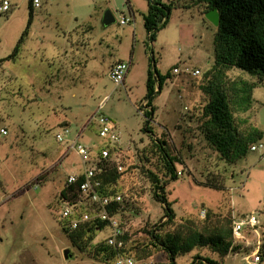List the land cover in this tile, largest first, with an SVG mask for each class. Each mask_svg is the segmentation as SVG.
<instances>
[{
    "label": "rangeland",
    "instance_id": "374dc122",
    "mask_svg": "<svg viewBox=\"0 0 264 264\" xmlns=\"http://www.w3.org/2000/svg\"><path fill=\"white\" fill-rule=\"evenodd\" d=\"M8 1L11 8L0 13V59L14 51L29 17V0ZM40 1L17 56L0 63V129L7 131L0 133V264H113L73 247L60 224L64 179L91 166L92 154L106 144L120 147L112 155L115 161L131 165L123 179L125 211L117 217L128 244L136 249L134 264H168L164 251L149 246L151 226L165 218L139 156L149 137L141 129L143 117L137 105L146 94L147 71L154 66L160 73H172L152 101V130L157 135L166 131L171 152L180 157L178 178L166 186L176 221L190 217L202 226L209 219L212 224L253 212L264 232V74L259 78L260 73L229 72L256 83L252 107L241 116H248L262 131L255 144L262 143L263 148L227 164L198 128V109L205 100L199 85L213 62L216 30L197 6L182 8V0H163L176 6L166 25L149 40L141 18L146 0H129L134 12L136 8L141 13L126 25L119 24L124 15L131 19L126 0ZM105 10L115 17L108 26L101 24ZM63 31L70 33V39ZM78 40L84 42L79 48L87 61L83 65L68 62L70 51L76 56ZM61 47L69 51L65 57L59 53ZM115 58L131 65L126 82L119 85L108 75L109 62ZM175 66L178 73L173 72ZM195 69L199 75L191 74ZM97 112L116 124L117 141L99 136L93 117ZM65 125L69 132L63 137L79 136L76 142L89 148L88 156L56 139ZM151 158L145 166L156 171L160 163L156 156ZM107 233L106 229L97 232L93 241L105 239ZM243 235L235 241L236 250L224 257L201 248L177 256L176 262H197L193 258L197 254L223 264H248L244 256L262 238H255L252 230ZM66 248L72 253L67 259ZM242 248L244 252L235 254ZM257 264H264V259Z\"/></svg>",
    "mask_w": 264,
    "mask_h": 264
},
{
    "label": "trees",
    "instance_id": "16d2710c",
    "mask_svg": "<svg viewBox=\"0 0 264 264\" xmlns=\"http://www.w3.org/2000/svg\"><path fill=\"white\" fill-rule=\"evenodd\" d=\"M146 1L148 9L142 13L143 26L148 33V39L152 40L155 38L156 32L166 25L171 10L176 5L163 0ZM179 3L182 8L197 6L200 13L204 15V21H209L205 17V13L209 10L215 9L218 13L219 22L215 26L216 31L213 38V62L203 73L202 82L199 85L205 100L198 109L200 112L198 128L208 144L224 162L235 164L247 155L251 150V145L261 139L263 134L251 124L248 116H241L249 112L252 107V92L256 83L238 73L231 76L229 72L235 69L239 72H247L249 75L260 73L259 78L262 73L264 74V0H182ZM127 6L128 10L133 12L131 5L127 3ZM28 7L29 17L25 31L14 51L6 58L0 59V63L17 56L21 41L27 35V30L32 22L31 0H29ZM175 68L177 69L175 66L173 72ZM147 72L146 94L143 102L137 105V110L143 117L141 129L148 134L149 140L139 150V156L140 161L142 160L141 169L147 176L155 199L160 202L163 218H165L164 221L151 226L148 232L149 246L164 251L168 264H178L177 256L201 248H208L217 257H224L228 252H234L237 248L233 244V218L225 219L222 222L216 221L212 224L208 222L209 219L204 221L205 224L202 226H199L190 217L180 218L176 221L175 212L167 198L166 186L169 181L178 178L176 164L181 163L180 157L171 152L166 131L157 135L152 130L155 114V106L152 101L161 92L166 81L171 79L172 73L170 71L160 73L155 66L153 71L148 69ZM199 74L200 71L197 75ZM93 117L96 118V116ZM107 118L112 130L118 134L116 124L110 117L107 116ZM77 137L75 138L77 139ZM103 149L108 150V156L105 158L101 157ZM119 149L120 147L111 148L106 144L91 156L97 165L93 179L99 181L95 190L101 195H121L122 197L121 201H114L110 204L109 213L111 215H118L125 211L122 196L123 179L131 172V165L124 166L112 158L113 154L119 153ZM151 155L156 156L160 163V167L156 171L145 166L146 163H151ZM119 165H121V170L118 169ZM78 175V179L74 183L67 182L68 176L64 179L60 191L61 201L64 200L73 205L78 203L81 196L79 185L84 180L83 171H80ZM40 178L38 177V179ZM82 207L85 208L84 205ZM208 217H210L209 211ZM60 224L71 245L79 251H87L95 258L113 264L114 259L119 255L130 256L135 260L136 249L128 244L124 232L121 235V239L124 241L122 247L109 245L105 239L93 241L97 232L107 228V221L89 220L74 229H68L61 220ZM149 253L150 251L147 256ZM258 253L260 261H262L264 259V237L261 239ZM193 258L198 260L190 264H223L217 259L201 257L197 254Z\"/></svg>",
    "mask_w": 264,
    "mask_h": 264
},
{
    "label": "built area",
    "instance_id": "2783aa9c",
    "mask_svg": "<svg viewBox=\"0 0 264 264\" xmlns=\"http://www.w3.org/2000/svg\"><path fill=\"white\" fill-rule=\"evenodd\" d=\"M31 4L33 7H39L41 4L40 0H31ZM11 8V5L8 0L0 1V13L7 12ZM131 19L127 17H121L119 23L124 25L128 23ZM128 64L123 61H119L115 63L109 70V78L115 84L119 85L123 82L124 76L127 72ZM174 72H178V68L174 69ZM199 73L198 70H194L192 72L193 75H197ZM101 106L99 107V109ZM99 112V111H98ZM96 113V121L99 125L98 134L101 137H110L113 141L118 140V134L112 130L109 120L106 115L101 113ZM68 133L69 129L64 127L62 132L56 134V139L60 142L66 141L68 143V148L75 150L79 155L88 156L89 149L81 143L76 142V138H72L66 140L62 133ZM0 133L5 135L7 131L5 128L0 129ZM263 148L262 143L252 144L250 149L251 151L258 150ZM108 156V150H101V157L105 158ZM93 161V160H92ZM97 169V165L93 161V164L85 169H83L84 180L80 183L79 189L81 196L76 204H69L68 202L62 200L61 202L64 204L63 210L61 212V220L66 224L68 229L77 228L81 223H84L89 220H99V221H107L108 231L106 235V242L109 245L122 247L124 241L121 239V235L123 233L120 227V221L117 215H111L109 213V206L114 201H121V195H101L98 191L95 190V187L99 185V181L94 180L93 177L95 175ZM118 169L121 170V165L118 166ZM78 173H73L68 175L67 182L74 183L78 179ZM85 206L82 207V206ZM81 209V212H80ZM204 213V211H202ZM260 227V222L255 213L244 214L237 219L234 218L232 224V234L234 238L233 244H236V240L243 239L245 236L243 235L246 231H254L258 232V228ZM261 245V239L257 240V246L253 249L251 254L245 255L244 260L247 261L248 264H257L260 262L259 249ZM240 250V249H239ZM240 251L235 252L238 254ZM135 260L130 256L119 255L114 259V264H134Z\"/></svg>",
    "mask_w": 264,
    "mask_h": 264
},
{
    "label": "crops",
    "instance_id": "0c3cea01",
    "mask_svg": "<svg viewBox=\"0 0 264 264\" xmlns=\"http://www.w3.org/2000/svg\"><path fill=\"white\" fill-rule=\"evenodd\" d=\"M126 2V5H127V3L129 4V5H131V7L133 6V4L129 1V0H126L125 1ZM33 7V6H32ZM41 7V4H40V6L39 7H37V8H40ZM34 8H36V7H33V9ZM127 9H128V6H127ZM147 9H148V3H146V6H145V9H141L142 10V12L143 13H145L146 11H147ZM135 10L138 12H134V10H133V12H130V10H128L129 11V14H130V16H131V21L133 20V19H136L135 17H136V14L139 16V14L141 13L139 10H137L136 8H135ZM125 16V15H124ZM141 18H142V16H141ZM131 21H129L128 23H130ZM142 21H143V18H142ZM128 23H126V24H128ZM120 24V23H119ZM126 24H124V25H126ZM121 25V24H120ZM90 29V27H88L87 29H85L86 31L87 30H89ZM145 29V28H144ZM63 35H65V37H67V39L69 38L70 39V33H68V32H64L63 31ZM147 37H148V33H147ZM72 42V41H71ZM74 42V41H73ZM75 43V49H76V56L75 55H73L72 53H73V51H70V56H71V60H68V62L70 63L71 61H73V64L74 63H76V64H80V65H83V62H87L86 60H85V56H84V53H82V51L81 52H79V48H81V46L83 45V41L81 40V41H79L78 40V42L77 41H75L74 42ZM71 45H72V43H71ZM74 49V50H75ZM69 51H64V49L61 47V50H60V55L61 56H64V55H68L69 53H68ZM58 53V52H57ZM57 53H55V54H57ZM79 53H81V55L79 54ZM55 54H53V55H51V58L53 59L54 57H56L55 56ZM132 56V55H131ZM65 57V56H64ZM80 57V58H79ZM119 61H123V60H121V59H117V58H115L114 60H112L111 62H109V65H108V72H109V70H110V68L115 64V63H117V62H119ZM130 62H132V57L130 58ZM130 62H129V64H128V69H127V72H126V74H125V76H124V79H123V83L124 82H126V79H127V76H128V74H129V72H130ZM71 64V63H70ZM107 72V73H108ZM65 127H66V125H65ZM80 171H77V172H74V173H79ZM260 229V230H259ZM261 231V232H260ZM262 235V236H261ZM263 235H264V232L262 231V227L260 226L259 228H258V232H257V235H255V238H263ZM245 251V249H240V252L239 253H241V252H244Z\"/></svg>",
    "mask_w": 264,
    "mask_h": 264
},
{
    "label": "water",
    "instance_id": "95a60500",
    "mask_svg": "<svg viewBox=\"0 0 264 264\" xmlns=\"http://www.w3.org/2000/svg\"><path fill=\"white\" fill-rule=\"evenodd\" d=\"M205 17L215 26L218 25L219 18H218V13L215 9L209 10L208 12H206ZM114 22H115V17L113 13L110 10H105L101 18V24L103 26H108ZM63 255H64V258L67 259L72 256V253L70 252V249L66 248L63 251Z\"/></svg>",
    "mask_w": 264,
    "mask_h": 264
}]
</instances>
